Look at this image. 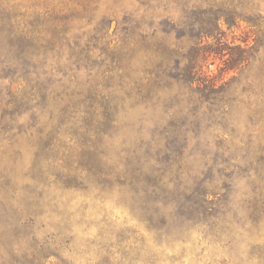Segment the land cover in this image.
<instances>
[{
	"label": "rangeland",
	"instance_id": "obj_1",
	"mask_svg": "<svg viewBox=\"0 0 264 264\" xmlns=\"http://www.w3.org/2000/svg\"><path fill=\"white\" fill-rule=\"evenodd\" d=\"M254 5L264 16V0H254ZM170 11L157 10L156 22L163 15L184 20L176 5ZM115 28L113 22L110 34ZM245 32L243 24L241 30L224 28L221 39L200 40L159 31L152 39L154 45L165 41L184 54H200L202 73L186 81L178 78L173 67L167 80L155 87L159 101L147 100L121 112L116 128L101 137L102 154L97 156L81 148L85 140L89 145L96 142L92 133L85 136V130L49 127L58 112L56 101H48L45 110L41 106L35 110L38 102L26 99L2 109L1 94L7 93L9 82L0 80V128L3 119L11 127L4 136L0 133V211L45 214L41 237L52 250L43 264H148L150 255L157 257V264H243L250 257L252 262L246 264L259 263L258 257H264V220L259 231L251 234L248 199L255 171L264 173V48L248 66L239 62L235 70L227 71L225 64L232 54L228 47L239 44ZM223 49L226 55L218 54ZM208 76L218 83L212 93L203 88ZM223 84L227 88L220 91ZM129 161L146 172L163 173L170 184L169 193L162 197L175 195L176 186L197 189L208 187L212 177L230 179L228 220L236 238L228 234L219 243L205 233L209 226L193 222H186L185 234L178 236L183 243L159 238L162 221L149 224L137 216L128 203V191L116 188L101 198L90 184L93 176L88 169L92 165L124 169ZM66 164L76 179H66ZM172 209L167 208L165 216L170 224L176 218ZM22 263L0 259V264Z\"/></svg>",
	"mask_w": 264,
	"mask_h": 264
},
{
	"label": "trees",
	"instance_id": "obj_2",
	"mask_svg": "<svg viewBox=\"0 0 264 264\" xmlns=\"http://www.w3.org/2000/svg\"><path fill=\"white\" fill-rule=\"evenodd\" d=\"M172 5L181 9L184 20L177 22L163 15L156 22V11L170 14ZM254 6V0H0V80L9 82L7 93L1 94L2 109L26 99L38 102L35 110L40 106L45 110L48 101H56L58 112L49 127L67 132L85 130V136L92 133L96 142L89 145L85 140L82 151L101 155V137L116 128L118 115L128 106L159 101L155 87L167 80L173 67L178 78L186 81L202 73L197 61L200 54H184L165 41L154 45L152 39L159 31L189 34L200 40L221 39L224 28L241 30L245 24V38L228 47L232 54L225 63L227 71L235 70L239 62L245 66L256 62L264 48V16ZM113 22L116 28L110 34ZM224 50L218 54L226 55ZM208 78L203 88L212 93L218 83ZM226 88L223 84L220 91ZM6 98L14 101L8 103ZM0 129L4 136L11 127L3 119ZM91 168L90 184L101 198L116 188L125 189L137 216L149 224L162 221L157 228L159 238L183 243L178 236L185 234L186 222L209 226L205 233L218 238L219 243L228 234L230 239L236 238L228 220L230 179L212 177L206 182L208 187L197 189L176 186L175 195L162 197L169 193L170 183H165L161 171L149 173L130 161L124 169ZM65 169L66 179H76L70 165ZM254 177L252 198L248 199L251 234L259 231L264 220V173L255 171ZM171 206L176 209L172 224L165 221ZM44 216L35 211L1 210L0 259L43 264L52 250L41 237L46 229ZM258 258V264H264V257ZM147 262L157 264V257L150 255ZM248 262L251 257L243 264Z\"/></svg>",
	"mask_w": 264,
	"mask_h": 264
}]
</instances>
